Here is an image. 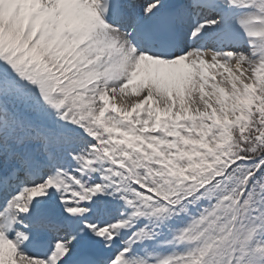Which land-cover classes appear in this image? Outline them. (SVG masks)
Masks as SVG:
<instances>
[{
  "label": "snow or ice",
  "instance_id": "6c2138e0",
  "mask_svg": "<svg viewBox=\"0 0 264 264\" xmlns=\"http://www.w3.org/2000/svg\"><path fill=\"white\" fill-rule=\"evenodd\" d=\"M0 264H264V0H0Z\"/></svg>",
  "mask_w": 264,
  "mask_h": 264
}]
</instances>
